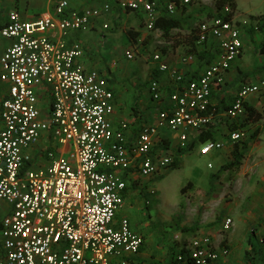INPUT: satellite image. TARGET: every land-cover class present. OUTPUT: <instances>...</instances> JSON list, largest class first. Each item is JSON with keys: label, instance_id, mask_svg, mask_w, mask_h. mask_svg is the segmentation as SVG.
<instances>
[{"label": "built area", "instance_id": "obj_1", "mask_svg": "<svg viewBox=\"0 0 264 264\" xmlns=\"http://www.w3.org/2000/svg\"><path fill=\"white\" fill-rule=\"evenodd\" d=\"M51 1L55 17L23 21L11 12L0 27V40L10 42L0 53V83L7 84L0 105V264H141L135 258L143 237L126 218L115 221L126 179L131 174L154 178L167 170L173 161L164 149L168 135L183 149L213 131L217 121L246 120L245 102L264 93V79L242 84L232 103L217 111L213 91L225 86L243 43L235 18L209 17L196 25V40L214 44V60L187 79L154 54L152 61L158 72L168 74L174 91L166 94L159 80H152L148 90L159 110L130 141L128 124L115 127L111 121L113 92L107 79L84 68L79 43L64 41L70 32L89 31L110 5L81 12L71 10L67 0ZM207 1L117 0L116 6L141 10L152 31L159 9L175 17ZM133 57L125 52L127 60ZM227 136L235 143L246 134L227 130ZM223 147L222 142L198 143L200 155ZM231 225L227 219L223 229ZM174 240L172 264H219L228 255L208 234L184 240L175 235ZM258 242L264 259V236Z\"/></svg>", "mask_w": 264, "mask_h": 264}, {"label": "rangeland", "instance_id": "obj_2", "mask_svg": "<svg viewBox=\"0 0 264 264\" xmlns=\"http://www.w3.org/2000/svg\"><path fill=\"white\" fill-rule=\"evenodd\" d=\"M214 3L215 0H208L206 6L190 8L195 25L209 18L208 12H212L210 7H214ZM236 6L235 22L241 38L248 44L241 60L235 61V66L244 67L248 64V69L252 68L253 72L246 80L253 82L260 71L257 63L264 56L254 44L264 40L259 28L264 23V0H236ZM203 47L210 51L214 49V44L210 42ZM147 53L140 61L144 66L149 63L151 55ZM182 53L186 54L185 51ZM137 83V91L142 96L148 95V79L143 76ZM254 130L255 126L247 131L246 137ZM216 134L217 140L223 141V146L224 143L233 145L228 140L225 128H218ZM168 136L164 149L174 159L178 147L174 137ZM257 138L241 165L220 173L212 189L210 184L206 189L196 187V174L199 172L201 178L216 174L220 162L225 158L200 155L198 147L183 155L174 167L169 166L163 175L129 179L127 185L133 186L131 193L137 197V202L128 200L123 206L124 212L143 237L141 251L149 255L169 252V256L170 253L173 256L178 248L175 235L184 240L193 235L208 234L216 244L228 251L226 258L229 263L264 264L258 242L264 235V150L256 149L257 144L254 143H257ZM261 139L264 141V129ZM207 164H211L212 168L209 169ZM227 219L231 220L232 225L230 229L224 230L223 223ZM212 227L217 229L216 234L210 233Z\"/></svg>", "mask_w": 264, "mask_h": 264}, {"label": "crops", "instance_id": "obj_3", "mask_svg": "<svg viewBox=\"0 0 264 264\" xmlns=\"http://www.w3.org/2000/svg\"><path fill=\"white\" fill-rule=\"evenodd\" d=\"M67 1L71 10L81 12L105 3L110 5V12L97 19L89 31L70 32L64 38V41L68 46L73 43H79L83 50V57L80 61L84 68L86 70H95L107 79L113 92L114 112L111 116V121L115 127L122 122L128 124L130 129L128 138L130 141L135 138L145 124L151 123L155 120L156 114L159 110V106H157L152 100L148 90L149 84L152 80H159L161 89L166 94L174 91L173 82L168 74L158 72L157 64L152 61V56L154 54H160L162 63L187 79L196 78L202 72L203 68L208 65H205L204 59L195 55V51H209V48H204L203 45L197 43L196 36L195 41L191 43V45L193 44L191 47L192 49L188 47V34L191 29L195 30L196 27L193 20L195 17L192 15L193 10L190 9L191 7L183 10L176 16L177 18H184L186 20L184 27L174 29L167 35H164L159 29H154L152 31L146 29L145 16L141 10L133 12L123 11L116 6L115 0ZM11 12H16L19 15V18L23 21H34L48 14L55 17L54 4L51 0H0V27L7 22L8 14ZM234 18L236 19V16ZM103 24L108 26L107 30L102 28ZM241 40L243 43V49L241 55L236 60H241L244 54V49L248 44L245 39L243 40V38H241ZM252 41L254 43V39H252ZM260 43H254L255 46H257V49ZM9 44L10 42L8 40H0V53ZM195 45L196 49H193ZM127 51L133 53L134 57L132 60H127L125 58V52ZM183 51H185L186 54L182 53ZM146 53L151 55L149 57V63L144 66L140 61L145 57L144 55ZM210 53H214V49L210 50ZM235 61L231 64L229 71L226 73L225 86L213 91L212 101L215 105H218V101L223 98L225 99L226 105H230L234 100L237 90L240 89L242 84L248 82L246 79L253 72L252 68L248 69V64L244 67L235 66ZM259 61L260 62L257 63V68H259L260 71L258 73L259 75L256 77L257 80L264 79V56H262ZM131 62L134 63L132 64ZM143 76L148 79V95L145 96H142L139 93V90L137 91L138 79ZM6 89L7 84L0 83V105L6 95ZM246 102L261 113V120L255 126V129L260 128L259 136L257 138L258 141L254 144H257L256 149L258 151H263L264 141H262L263 139H261V136L264 129V94L249 96ZM133 106L136 110L133 109ZM221 122L222 121H217L215 129L218 130V128L222 127L225 128V130H228L226 126L229 122ZM1 128L2 122L0 119V129ZM217 130L212 132V134L216 133ZM208 132H206V134ZM194 141L197 142L195 143L194 148L198 147V139H195ZM216 142L223 143V141ZM231 151L232 145H229L228 143L225 145L224 143V148L222 150L213 151L207 155L215 158L223 156L225 160L220 162V165L222 166L232 160ZM181 157L182 156H179L176 161L179 162ZM208 165L211 164H207V167ZM208 168L210 169L212 166ZM201 177L202 176L199 175L198 172L196 174L197 180L194 183L196 187L206 189L210 184L209 177H211V175L206 176L205 178ZM129 179L134 180L139 179V177L136 174H131L129 175ZM129 179L127 180L129 181ZM132 189H134L133 186L128 187V190L124 195V206L128 203V200L129 202H137V197L133 196V193H131L133 192ZM124 206L117 212L115 221L126 218L129 221L131 230L134 233L141 235L136 226L124 212ZM2 217L3 214H0V220ZM216 230L215 227H212L210 233L214 234ZM151 252L153 253V251ZM168 253L169 252L153 253L149 255L144 254V250H142L138 256H136L135 260L141 264H172L173 256H171V253L169 256ZM219 264L231 263H229L227 258L224 257Z\"/></svg>", "mask_w": 264, "mask_h": 264}, {"label": "trees", "instance_id": "obj_4", "mask_svg": "<svg viewBox=\"0 0 264 264\" xmlns=\"http://www.w3.org/2000/svg\"><path fill=\"white\" fill-rule=\"evenodd\" d=\"M117 0H115L116 2ZM160 1V0H159ZM214 8H215V12H208V16L212 17V16H216V17H221L224 20H232L234 18L237 6H236V0H215L214 3ZM224 8H228L229 12L224 13ZM187 9V8H185ZM158 17L156 19V22L154 24V29H159L163 32L164 35H167L170 31L174 30V29H180L182 27H184V25L186 24V20L184 18H177L175 17H169L165 14V12L162 9L158 10ZM264 15V14H263ZM237 24V22H236ZM259 28L261 29V32L264 34V23L259 25ZM195 36H196V31L194 29L190 30V33L188 34V39H189V43H188V47H192L193 44L191 45V43H193L195 41ZM192 49V48H191ZM193 49H196V45L193 47ZM258 49L261 53H264V40H262V42L258 45ZM195 51V50H194ZM195 55L199 58H202L205 60V65L209 64V62L215 57L214 53H210V51H206L205 50L202 51H195ZM246 84L250 83L245 82ZM264 94V93H261ZM260 95V94H259ZM213 96V94H212ZM219 105V106H218ZM218 105H216L217 107V111L222 112L224 109H226L228 107V105H226L225 99H221L218 101ZM245 108L248 112L247 115V119L243 120V121H239V120H235V121H231L227 124V129L228 131H232V130H244L245 134L247 135V131L249 132L252 127L256 126V124L261 120V113L258 112L255 108H253L251 105H249L247 102H245ZM133 109L136 110V108L133 106ZM136 112V111H135ZM215 130L211 132H208L207 134L200 136L198 138V142H209V143H213L218 141L217 140V134L213 133ZM259 128H256L251 134H249L247 137H245L242 141L240 142H235L232 145V151H231V158L232 160L225 164L222 165L218 172L215 175H212L210 177V189H212V185L214 183L215 180H217L219 178L220 173L222 172H226V171H230L235 169L236 167L241 165L242 160L244 159V157L246 156L250 145L256 140L258 134H259ZM225 137V136H224ZM167 143V142H166ZM195 143H197L196 141H193L192 143H190L186 148L180 149L177 148V150L174 152L175 153V158L173 159L170 167H174V165L177 164V158L179 156H183L187 153H189L193 148ZM129 172H131V170H129ZM124 180L127 178V172L123 175ZM126 181H128L126 179ZM129 182V181H128ZM127 182V183H128ZM128 185L126 186L123 195L126 194V191L128 190Z\"/></svg>", "mask_w": 264, "mask_h": 264}]
</instances>
